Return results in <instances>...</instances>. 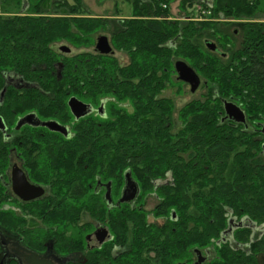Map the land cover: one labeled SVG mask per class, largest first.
<instances>
[{"label": "trees", "instance_id": "1", "mask_svg": "<svg viewBox=\"0 0 264 264\" xmlns=\"http://www.w3.org/2000/svg\"><path fill=\"white\" fill-rule=\"evenodd\" d=\"M75 1L78 2L76 6H69L50 16L45 15L40 3L34 12L0 14V91L4 85L3 71L17 69L25 73L30 69V63H25L27 59L54 56L48 47L50 42L64 38L74 45L91 44L94 33L104 29L106 20L102 18L76 16L86 11L82 8V0ZM193 5L199 6V16H192L188 21L161 19L173 17L170 0H155L149 11L135 12V15L154 19H129L126 22L130 24L128 29L118 28L113 33V43L128 54V64H122L112 55L85 52L65 59L63 83L57 82L49 72L45 74L47 79L62 88L60 95L64 104L70 96H78L94 104H99L105 97L111 99L108 119L95 121L85 118L74 124L70 137H54L55 142L61 143L55 153L56 160L71 161L67 167L68 176L71 177V184L75 182L67 190L79 195V203L86 204L84 208L90 207L88 196L92 192L89 186L92 182L111 180L118 191L124 183L125 171L129 170L144 196L154 191V180L162 179L168 173L173 175V185L160 187L155 192L163 199L156 207V214L169 216L175 212V221H167L175 225V231L168 229L163 232L157 227L151 229L145 213L129 214L137 225H141L142 236L146 237L148 231L150 236L157 232L164 236L160 238L157 235L150 239L152 243L143 245L142 256L135 254L136 258L139 257V264L157 263L155 258L147 262L146 258L150 255H145V249L148 247L149 253L152 252V247L160 246V239L171 241L166 244L171 250L174 248V252L167 259H173L174 264L189 256L191 248L208 246L218 240L227 226L228 214L237 209L238 202V207L245 208V211L250 208L258 215L264 214V175L251 173L246 181L235 183L232 166H224L233 152L231 144L234 135L230 127L222 124L217 117L218 109L214 106L218 105V101L210 97L206 101L205 98H198L186 103L179 112L182 123L177 126L172 119L173 99L164 95L176 73V60L186 61L199 75L218 82L219 69L225 62L218 60L216 54L201 43V31L216 30L214 18L221 16L237 20L259 19L260 2L182 0L183 8ZM230 27L226 31L232 33L233 28ZM257 30L259 35L264 29ZM249 31L246 24L239 29L240 33ZM172 39H176L175 46L169 44ZM258 39L263 38L258 36ZM238 48L242 49L236 53L239 63L246 65L239 78L245 82L256 81L264 90L263 72L255 66L248 67V61L242 60L249 54L248 41ZM260 48V55H264V43ZM92 65L96 67L93 69ZM7 95H11L8 98L11 107L18 95L13 90ZM13 96L14 99L11 98ZM122 101L132 102L134 113L130 114L122 108ZM69 121H73L71 117ZM19 139L24 142L26 138L21 136ZM48 140L52 137L48 136ZM48 140L40 136L37 143H49ZM4 147L5 142L0 135V162ZM219 160L223 166L217 167ZM84 216L80 213V222ZM67 217L71 218L63 213L59 219L64 223ZM189 221L194 225L191 229H187ZM113 224L117 227L114 225L112 228L121 229L124 223ZM66 244L68 242L64 240L62 245ZM133 247L139 250L136 245ZM158 248L163 250L165 247ZM221 251L226 257L222 263H227L228 258L232 263L231 250L226 248ZM107 255L97 257L95 264H138L130 257L131 260L125 262L124 258L115 260ZM80 264H90V258Z\"/></svg>", "mask_w": 264, "mask_h": 264}, {"label": "flooded vegetation", "instance_id": "2", "mask_svg": "<svg viewBox=\"0 0 264 264\" xmlns=\"http://www.w3.org/2000/svg\"><path fill=\"white\" fill-rule=\"evenodd\" d=\"M122 1L131 8L130 15L98 17L106 20L104 29L99 32L107 30L110 32L105 35L100 34L96 39L94 35L92 43L84 46L86 50L73 52L68 45H58L52 41L48 47L54 56H45V59H27L25 63H30V69L25 73L17 69L3 71L4 85L0 91V135L5 142V147L2 150L4 154L0 162V264H31V261L25 258L27 250L53 263L57 262L56 259L69 257L66 264L86 263L89 258L90 264H95L97 257H107L109 254L115 260L124 258L127 262L131 260L130 257L132 262L139 264V257L136 258L135 254L142 256L143 245L149 244L150 239H154L157 235L160 238L164 236L159 232L150 236V231L147 232L146 237L142 236L141 225H137L134 217L129 216L130 213H138V211L145 213L147 225L151 229L157 227L163 232L168 229L175 231V225L167 223L169 219L175 221V212H171L169 216L156 214V207L163 199L155 191L160 187L174 184L171 173L162 179L154 180V191L145 193L144 196L129 170L125 171L124 183L118 191L111 180L92 182L89 185L92 192L88 196L90 207L87 209L84 208L86 204L79 203V195L76 192L67 190L75 182L71 184V177L68 176L67 167L71 161L55 158L56 150L61 147V143L57 141L56 143L54 137L58 135L70 137L74 131V124L82 119L89 118L95 121L108 119L111 99L105 97L99 104H94L78 96H70L64 104L63 96L60 95L62 88L53 80L46 78L47 72L56 78L57 82L63 83L62 72L66 66L65 59L85 52L101 54L96 50L101 36H107L111 45V52L101 55L116 57V53L122 52L128 56L124 49L115 47L113 33L118 28L128 29L130 24L126 22L129 19H154L134 13L144 12L146 9L149 11L155 0ZM39 3L40 8L48 16L78 4L75 0H39L34 9ZM82 8L86 11L85 14H76V16L90 17L83 0ZM187 18L191 19L188 16ZM161 19H170V17ZM215 23L216 30H208L206 33L201 31L204 36L203 45L225 64L219 69L218 82L198 74L201 81L196 91L202 90L200 98H205L204 101L210 97L218 101V105L214 106L218 109L217 117L222 124L230 127L234 135L231 144L233 152L224 166H232L235 183L244 182L251 173L264 175V90L256 81L245 82L239 78L240 72L246 65L239 63L236 53L239 50L238 47L248 41L249 54L242 60H247L248 67L255 66L264 75V55H260L262 54L260 45L264 43V30L259 35L257 33V29H264V19L237 20L221 16L216 18ZM245 24L250 31L240 33L239 29ZM233 25L236 28L232 33L226 31ZM258 36L263 39L259 40ZM208 43L214 44V48ZM169 44L175 46L176 39H172ZM64 46L70 51L63 50ZM91 67L94 69L96 66ZM178 80L182 81L179 78ZM182 82L188 85L191 91V85ZM11 90L18 97L10 107L8 98L11 95L7 93ZM11 98L14 99V96ZM72 98L88 105L91 111L77 117L70 104ZM120 106L130 114L135 111V106L130 101H122ZM70 117L72 122L69 121ZM47 122H56L64 127L65 131L51 128L46 124ZM181 123L180 119L179 126ZM21 136L26 138L24 142L19 139ZM40 136L44 137V140H48V136H51L52 140H48L49 143H37ZM221 163L222 161L219 160L216 166L219 167ZM73 174L75 175V172ZM17 182L20 183L18 185L20 189H23L26 183L29 190L20 195L15 188ZM129 185L135 189L130 199H128ZM39 192L41 194L37 195ZM149 200H155L152 208L148 207ZM236 205L237 209L228 214L227 226L221 231L218 240L208 246L191 248L189 256L177 261L176 264H264V214L258 215L250 208L245 211V208L238 207L239 202ZM63 213L71 216V222L69 217L64 223L59 219ZM80 213L85 214L82 222L79 221ZM231 220L232 224H230ZM119 221L124 223L123 227L112 228L116 226L113 223ZM187 224V229L194 226L191 221ZM230 227H232L231 232L226 233ZM64 240H67L68 244L62 245ZM160 240L158 243L165 248L161 250L158 248L160 246L152 247V252L149 253L147 247L145 255H150L146 258L147 262L148 259L155 258L158 260L156 264H174L173 259L170 261L167 259L174 252V248L171 250L167 247L171 241ZM135 245L139 247V250L133 247ZM226 248L233 253L232 263L229 258L227 263H222L225 262L226 257L221 254V249Z\"/></svg>", "mask_w": 264, "mask_h": 264}, {"label": "rangeland", "instance_id": "3", "mask_svg": "<svg viewBox=\"0 0 264 264\" xmlns=\"http://www.w3.org/2000/svg\"><path fill=\"white\" fill-rule=\"evenodd\" d=\"M39 0H0V14L8 13V14H16V13H26V12H34V6ZM87 10L90 14V18H98V17H125L130 15V7L128 4L123 2L122 0H83ZM259 11L257 18L264 19V0H259ZM182 0H170V9L173 17L170 19H180L183 21H188V17L199 16L197 9H199L197 5L182 7ZM31 7V8H30ZM30 8V9H28ZM193 13V14H192ZM60 15V14H58ZM216 19V18H214ZM105 20V19H104ZM185 23V22H184ZM232 28H236L232 26ZM100 31V30H99ZM96 32L94 33L95 39L100 34H107L110 32L109 30L105 32ZM203 32H208V30H203ZM93 35V36H94ZM204 36L200 37L201 43H203ZM55 44H64L71 47L73 52H78L82 50H86L83 45H74L71 42L63 39H59L54 41ZM116 57L122 64H128L129 58L126 54L122 52H118L115 54ZM177 73L172 77L173 80L169 82L167 89L164 92L166 97H170L174 100V112L173 119L176 125H179L180 118L179 112L180 109L188 102L193 99L200 98L202 90H198L195 93L190 91V87L185 85L182 81H179L177 78ZM155 204V200H149L148 207L152 208Z\"/></svg>", "mask_w": 264, "mask_h": 264}, {"label": "water", "instance_id": "4", "mask_svg": "<svg viewBox=\"0 0 264 264\" xmlns=\"http://www.w3.org/2000/svg\"><path fill=\"white\" fill-rule=\"evenodd\" d=\"M208 45L212 46V48H214V44L208 43ZM62 49L65 51H70V49L68 47H65V46L62 47ZM96 50L101 54H108L111 52V45L109 43L107 36L99 37L98 42H97V46H96ZM175 70H176V72L178 74V78L180 80L187 82L191 85V91L192 92H195L198 89V87L200 86V81H201L200 77H199L198 73L196 72V70L192 66H190L186 61L177 60L175 63ZM70 104H71L73 113L77 117L85 115V114H87V112L91 111V109L89 108L88 105L78 101L76 98H72L70 100ZM46 124L49 127L57 129L61 132L65 131V128L60 126L56 122H47ZM19 184L20 183L17 182V185H15L16 191L20 195H23L25 191L29 190V188H28L27 184L25 183V185L27 187L25 186V187H23V189H20L18 187ZM128 188L130 191V194L128 195V199H130L132 194H134L135 189L132 188V185H129ZM41 192L37 193V195L41 194ZM230 224H232V220L230 221ZM231 230H232V227H230V229L226 233L231 232ZM25 252L27 253V256H25V258L30 260L31 264H66V262L69 260V257L63 258V259L60 258V259H56V261H57L56 263H53L51 260L47 261L42 256L41 257L37 256L36 254L31 253L29 250H27Z\"/></svg>", "mask_w": 264, "mask_h": 264}]
</instances>
